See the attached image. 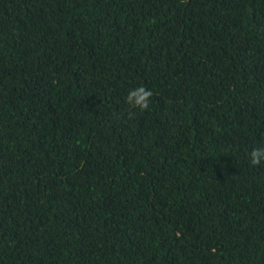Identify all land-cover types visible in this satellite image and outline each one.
<instances>
[{
  "label": "trees",
  "instance_id": "16d2710c",
  "mask_svg": "<svg viewBox=\"0 0 264 264\" xmlns=\"http://www.w3.org/2000/svg\"><path fill=\"white\" fill-rule=\"evenodd\" d=\"M261 146L264 0H0V264H264Z\"/></svg>",
  "mask_w": 264,
  "mask_h": 264
},
{
  "label": "clouds",
  "instance_id": "9594fccd",
  "mask_svg": "<svg viewBox=\"0 0 264 264\" xmlns=\"http://www.w3.org/2000/svg\"><path fill=\"white\" fill-rule=\"evenodd\" d=\"M153 95L154 93L152 90L141 86L128 93L126 102L132 108H138L141 111H145L149 108ZM248 155L252 166L260 165L264 162V146L254 148Z\"/></svg>",
  "mask_w": 264,
  "mask_h": 264
}]
</instances>
